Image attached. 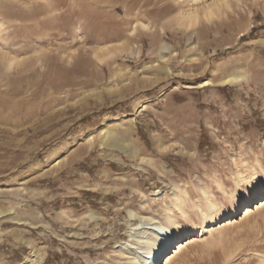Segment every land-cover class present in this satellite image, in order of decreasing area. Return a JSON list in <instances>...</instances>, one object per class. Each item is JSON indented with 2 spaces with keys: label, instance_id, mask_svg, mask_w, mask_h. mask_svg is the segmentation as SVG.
Instances as JSON below:
<instances>
[{
  "label": "rangeland",
  "instance_id": "374dc122",
  "mask_svg": "<svg viewBox=\"0 0 264 264\" xmlns=\"http://www.w3.org/2000/svg\"><path fill=\"white\" fill-rule=\"evenodd\" d=\"M263 192L264 0H0V264H132ZM170 264H264V208Z\"/></svg>",
  "mask_w": 264,
  "mask_h": 264
},
{
  "label": "bare ground",
  "instance_id": "6f19581e",
  "mask_svg": "<svg viewBox=\"0 0 264 264\" xmlns=\"http://www.w3.org/2000/svg\"><path fill=\"white\" fill-rule=\"evenodd\" d=\"M189 1L191 3H198L202 0ZM208 14H211V10L208 11ZM189 15H191V13ZM189 15L186 16V20L190 26L195 24L197 19L195 16L193 17ZM239 80L240 79L233 77L225 79L222 83L226 84L230 81L237 82ZM110 135L111 134L108 132L107 140L111 139ZM248 185L252 186V183H248ZM256 187L252 186L253 190L257 191ZM249 190L251 192V189ZM256 191L252 194H255ZM259 195L261 196L254 198V204H252L254 200L249 201L248 198L239 201L232 212L216 209L215 205H212L210 208L208 207L209 211L204 210L201 225L196 226L191 230L182 228L172 217H165V223L163 224L155 223L153 219H149V226L147 228L138 229L139 231L142 230L141 234H144V236L136 237L139 245L138 249L142 251L143 254L146 253L147 256H144V259L139 261V253H137L132 258V264H162L163 260H165L163 264H170V262L180 254L186 246L203 238L205 234L209 233L218 225L223 224V227L231 225L237 220L238 216H241V214L248 215L251 212H254V210L257 211L258 209L264 208V192ZM175 206L180 209L181 202L178 198L175 200Z\"/></svg>",
  "mask_w": 264,
  "mask_h": 264
}]
</instances>
